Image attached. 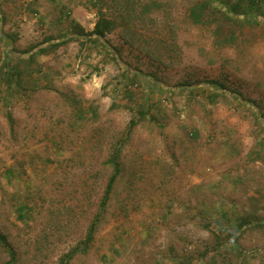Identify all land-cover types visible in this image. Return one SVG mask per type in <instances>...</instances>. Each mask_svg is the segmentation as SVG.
I'll return each mask as SVG.
<instances>
[{
    "label": "rangeland",
    "instance_id": "1",
    "mask_svg": "<svg viewBox=\"0 0 264 264\" xmlns=\"http://www.w3.org/2000/svg\"><path fill=\"white\" fill-rule=\"evenodd\" d=\"M201 1L0 0V232L14 264H59L85 238L121 143L107 209L70 264H264V125L220 92L264 117V23L196 22ZM98 8L116 21L107 44L75 36Z\"/></svg>",
    "mask_w": 264,
    "mask_h": 264
},
{
    "label": "trees",
    "instance_id": "2",
    "mask_svg": "<svg viewBox=\"0 0 264 264\" xmlns=\"http://www.w3.org/2000/svg\"><path fill=\"white\" fill-rule=\"evenodd\" d=\"M98 0H92V3H94V6L98 5ZM209 10L214 11V13L219 14L220 17H211L209 20L212 22H218V28L223 29L224 28V22H233L238 20L242 21L246 25L250 26H257L264 23V0H203L200 3L196 4L193 8H191V15L194 17L196 22L204 21V13ZM213 13V12H212ZM237 22V21H236ZM116 28V21L110 17H107L105 13L102 12L101 8H98V20L95 24V27L92 31L86 32L82 27H78V30L75 31V36L78 39L86 38L88 41H98L101 40L103 43L107 44L106 35L110 32H112ZM228 37V41H233L235 36L232 31H230ZM55 45V44H54ZM37 51L38 52H45L47 50L46 46L41 47L40 45H37ZM35 47V48H36ZM30 48L24 53H32L33 49ZM39 48V49H38ZM17 65L13 66V72L12 74H8V82L12 84L11 78L14 76L19 77L18 71L16 70ZM10 79V80H9ZM208 85V88L210 89H219V87L211 85V83H206ZM220 92H227L231 96L235 97L236 99H239L240 101H244L246 103L254 105V109L256 111V116L260 123L264 125V117L261 114V112L258 110L256 103L251 100H244L241 98V96L228 88L222 87L220 88ZM216 91V90H215ZM218 92V91H217ZM145 113L140 112L137 119H132L130 123L128 124L127 130H126V137L129 138V135L133 129V127L136 125V123L140 120V118H144ZM9 123L11 127L13 126V119L12 115L10 113L7 114ZM123 143L120 144V146H117L114 150L111 156L108 158L107 163L111 165L113 168V173L108 179L100 207L99 212L96 214L94 219L91 221L90 226L87 230L86 236L83 240H81L76 246H74L72 249H70L67 253H65L61 259L59 264H70L71 261L79 254H85L89 250L91 243L94 239V234L96 231L97 226L101 222L102 216L104 212L107 209L108 202L110 200L111 192L118 180V177L121 173V162H120V153H121V146ZM251 222L248 219H244L242 223L238 224V232H242L243 227L250 225ZM238 232L236 234H231V236H228L227 242L225 243L226 246L233 245V242L236 241L238 238ZM0 245L5 249V251L9 255V260L5 264H14L17 259L16 250L13 248V246L8 242L7 237L0 232ZM220 246V245H219Z\"/></svg>",
    "mask_w": 264,
    "mask_h": 264
}]
</instances>
